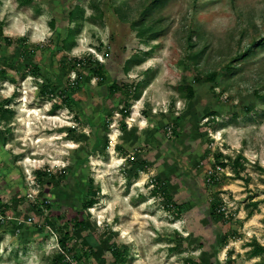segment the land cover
Listing matches in <instances>:
<instances>
[{
    "label": "rangeland",
    "instance_id": "obj_1",
    "mask_svg": "<svg viewBox=\"0 0 264 264\" xmlns=\"http://www.w3.org/2000/svg\"><path fill=\"white\" fill-rule=\"evenodd\" d=\"M150 1L0 0L13 41L0 35V106L13 110L6 121L0 112V264H51L62 253L59 228L70 245L95 246L78 264H113V248L124 264H264V253L251 255L264 247V46L244 57L264 37V0H168L154 14L163 29L154 40L133 27ZM75 5L89 19L67 53ZM23 36L34 75L16 41ZM200 50L196 65L190 56ZM134 54L144 62L127 72ZM63 58L100 62L104 80ZM73 81L69 102L39 95ZM139 81L134 100L128 87ZM179 84H192L194 98H182ZM239 154L244 169L232 165ZM81 212L88 228L64 223Z\"/></svg>",
    "mask_w": 264,
    "mask_h": 264
},
{
    "label": "trees",
    "instance_id": "obj_2",
    "mask_svg": "<svg viewBox=\"0 0 264 264\" xmlns=\"http://www.w3.org/2000/svg\"><path fill=\"white\" fill-rule=\"evenodd\" d=\"M29 1V0H26ZM168 0H151L146 7L141 11L140 18L137 20H134L133 27L138 29V34L142 38H149L151 40L156 39L163 31L162 28L159 26V20H154V14L158 12L160 9H162ZM91 7L95 10V16L102 17L103 11L101 10L100 3L98 1H93L91 4ZM118 11H122V8L117 7ZM88 17L85 15V8L81 5H75L73 9L69 11L68 14V20H69V26L67 28L66 35L61 40V50L63 52L71 53L72 50L77 46L78 44V34L81 32L83 25L86 21H88ZM51 26H54V21L50 22ZM0 35L4 37L5 41L9 44H11L12 38L3 36V23L0 22ZM191 36H188L190 39ZM18 42V45L21 49L20 55L24 58H28V63L26 66L31 71V74L34 75L38 72V65L34 62V56L32 48L27 44L28 37L23 36L21 38L16 39ZM190 41V40H189ZM264 46V37L260 38L259 40H256L251 47L246 51L244 54V57H248L251 53L257 51L260 47ZM148 53V52H147ZM203 51H198L190 56V58L193 60V62L198 65L200 57L202 55ZM66 59L63 58L62 66L66 67L67 69H76V71L79 72L78 68H89L92 73L97 75L99 77V80H104L105 74L103 72V64L100 62H95L92 60V58H89L86 60H82L81 58H74L69 59V61H65ZM144 62V59L139 54L132 55L127 61L125 65V71H129L131 69L132 65H140ZM94 65V66H93ZM231 67V66H229ZM6 69L0 66V77H6ZM25 75V73H24ZM208 79H215L214 74H210L207 76ZM13 82L16 81L14 77L10 78ZM199 78H195V81H198ZM78 81V80H77ZM75 81H73L72 86L68 87V89L60 90L59 92H53V90H50L49 87L46 85H43L41 87V90L39 92V95L44 97L46 96V99L52 100L54 98H61V101L69 102L71 98V93L73 90H76L74 87ZM145 82L139 81L135 85H130L128 90L132 93L130 96L134 100L140 99L143 89H144ZM110 91L115 92L119 91V86H117L115 83H112L109 87ZM176 89L178 93L182 96L184 99H193L195 95V89L192 84H179L176 86ZM263 97V96H261ZM56 107L59 105H55ZM246 111H249V108L246 107ZM127 115L128 111L125 110ZM0 112H1V120L6 121L8 120L7 114L11 113L13 114V110L9 108L7 105H1L0 106ZM218 114L215 112H210L208 114V117L212 116L215 118ZM244 157L242 154L237 155L233 161L232 165L236 168L244 169ZM219 164L223 167H225L227 164L226 162H219ZM97 201L95 199L91 198L87 202L84 203L83 208L87 211L90 207L93 206ZM259 201H253L249 202L247 204L248 208H252V210L249 213H252L253 209L258 207ZM47 207H50V205H46ZM5 206L4 204H1L0 202V209H3ZM179 207V206H176ZM222 202H215L212 204V214L221 217L224 213L222 212ZM79 213V212H78ZM57 218L60 219V216L57 215ZM64 223L67 225H70L73 229H86L88 228L89 222L87 218L83 215V212L81 214L75 215L71 220H66ZM58 229V228H57ZM59 237H58V243L61 246L62 253L56 255L51 264H78L83 260V257L86 255L87 249V243H84L80 246H74L70 245V235L67 231H63L59 228ZM95 246L90 243L89 244V252H93V249ZM264 253V247L257 246L254 248V250L251 252L252 256H256L258 254ZM113 264H124L125 258L123 255H121L115 248H113ZM189 264H199L196 261L188 260Z\"/></svg>",
    "mask_w": 264,
    "mask_h": 264
}]
</instances>
